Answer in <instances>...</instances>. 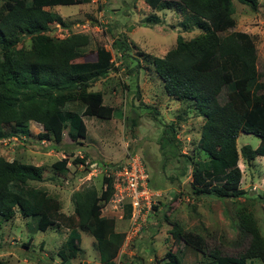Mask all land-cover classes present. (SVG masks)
Returning a JSON list of instances; mask_svg holds the SVG:
<instances>
[{"label": "trees", "instance_id": "16d2710c", "mask_svg": "<svg viewBox=\"0 0 264 264\" xmlns=\"http://www.w3.org/2000/svg\"><path fill=\"white\" fill-rule=\"evenodd\" d=\"M93 0H3L0 7V141L30 136V123L41 125L40 140L60 144L66 129L72 142L80 144L87 138L84 117L111 119L113 108L104 107V95L90 91L100 79L107 78L113 66V54L98 47L94 62L77 63L90 44L86 35L69 34L65 39L48 35L53 24L65 26L64 20L49 11L59 6L91 4ZM258 11L259 0H238ZM153 10H173L185 16L184 25H194L203 34L186 41L178 36L176 46L165 57L145 56L163 82L165 92L178 101L192 102L204 118L197 148L206 160H195L191 188L198 198L213 196L221 200L239 199L243 194V173L240 157L252 163L264 157V83L259 81L258 55L251 35L234 32L221 37L236 26L233 0H145ZM24 38L31 40L30 49L19 48ZM130 44V43H129ZM129 44L121 41L118 49L127 54ZM225 93V98L221 96ZM260 138L256 149L242 147L239 135ZM163 140L174 144L173 125L164 131ZM70 157L57 161L52 169L68 170ZM73 165H85L78 158ZM42 166L7 161L0 156V220L11 221L17 212L31 218L38 231L46 232L60 226L69 231L65 248L58 252L61 264L78 259L81 249L80 231L89 232L96 241L100 264H118L117 260L126 234L117 230L116 221L103 216V208L116 194L114 176L103 178L99 193L88 187L73 194L74 213L62 212L60 200L46 190L30 185L43 182ZM150 185V180H149ZM151 187V186H150ZM152 189V188H151ZM153 209L156 207L153 206ZM124 214L132 216L126 205ZM241 252L224 254L219 248L208 250L205 237L185 230L180 224L165 220L172 226L171 235L182 244L176 252L155 264H186V255H203L205 264H264V235L252 212L241 208L238 213ZM27 246V245H24ZM0 264L7 262L0 260Z\"/></svg>", "mask_w": 264, "mask_h": 264}, {"label": "rangeland", "instance_id": "374dc122", "mask_svg": "<svg viewBox=\"0 0 264 264\" xmlns=\"http://www.w3.org/2000/svg\"><path fill=\"white\" fill-rule=\"evenodd\" d=\"M3 0H0V7ZM236 26L234 32L251 35L258 55L259 81L264 83V0H259L258 11L233 0ZM49 11L58 14L65 23L62 29L69 34L90 38L84 56L77 63L94 62L98 47L113 54V66L107 78L100 79L90 91L104 95V107L113 108L112 118L84 117L87 138L74 143L69 138V128L64 140L58 144L53 139L40 140L42 127L32 123L31 135L0 141V156L7 161L19 160L25 164L43 166V182L30 185L46 190L58 198L63 212L74 213L72 196L78 191L94 187L100 193L103 178L114 176L118 167L131 154L140 155L150 175V186L159 196L154 198L153 209L146 214L143 229L126 241L118 257V264H155L169 252L182 248L174 240L172 223L185 230L203 235L208 250L219 248L224 254L236 256L241 252V232L237 213L246 208L253 213L264 235V157L246 163L240 157L243 173L239 199L221 200L213 196L196 197L191 188L195 160H206L197 148L204 118L192 102L170 98L154 67L145 56L163 58L175 48L178 36L190 41L203 34L194 25H184L185 16L173 10H153L145 0H94L91 4L59 6ZM58 24V23H56ZM53 24L51 28H54ZM57 30V29H56ZM129 44V51L118 49L119 43ZM31 40L24 38L19 48L30 49ZM225 98V93L221 100ZM175 127L174 144L163 140L169 126ZM260 138L241 133L237 141L239 152L244 146L256 149ZM70 157L68 170L60 173L52 169L57 161ZM85 165H73L74 159ZM116 191L115 195H118ZM103 216L116 221L117 230L127 233V219L116 197L103 208ZM36 222L23 218L18 212L9 222L0 220V260L7 264H60L58 252L65 248L69 231L51 227L46 232L35 228ZM83 254L65 264H100L97 244L93 236L80 231ZM27 245V246H24ZM208 258L201 254H187L186 264H205ZM254 264H263L253 260Z\"/></svg>", "mask_w": 264, "mask_h": 264}, {"label": "built area", "instance_id": "2783aa9c", "mask_svg": "<svg viewBox=\"0 0 264 264\" xmlns=\"http://www.w3.org/2000/svg\"><path fill=\"white\" fill-rule=\"evenodd\" d=\"M48 35L57 39H65L69 33H66L60 24H56L54 28H50ZM149 180L150 175L145 162L138 154H131L126 162L118 167L114 175V185L119 193L115 195L116 202L123 212L126 205L132 207L126 241L143 229L146 214L152 210L154 198L160 195L151 189Z\"/></svg>", "mask_w": 264, "mask_h": 264}, {"label": "crops", "instance_id": "0c3cea01", "mask_svg": "<svg viewBox=\"0 0 264 264\" xmlns=\"http://www.w3.org/2000/svg\"><path fill=\"white\" fill-rule=\"evenodd\" d=\"M94 1V0H93ZM32 123H34V122H32ZM32 123H30V125L32 124ZM34 124H36V123H34ZM39 125V124H38ZM41 126V125H40ZM42 131H43V129H42ZM41 131V132H42ZM30 132H31V128H30ZM32 133V132H31ZM36 166V165H35ZM43 167V166H42ZM45 174V173H44ZM62 212H63V208H62ZM67 230V229H66ZM61 264V263H60Z\"/></svg>", "mask_w": 264, "mask_h": 264}]
</instances>
